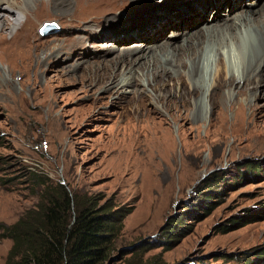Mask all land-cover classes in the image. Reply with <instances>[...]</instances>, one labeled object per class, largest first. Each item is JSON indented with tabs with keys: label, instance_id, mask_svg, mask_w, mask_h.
Returning a JSON list of instances; mask_svg holds the SVG:
<instances>
[{
	"label": "rangeland",
	"instance_id": "1",
	"mask_svg": "<svg viewBox=\"0 0 264 264\" xmlns=\"http://www.w3.org/2000/svg\"><path fill=\"white\" fill-rule=\"evenodd\" d=\"M106 1L111 2L72 0L66 14L55 13L50 5L41 11L43 16L35 15L22 29L38 55L56 39H68L62 43L66 48L75 42L74 35H81L92 51L85 67L75 69L83 52L75 57L63 53L57 64L44 63L41 70L36 61L18 64L19 70L8 77L18 91L21 86L26 90L20 94L10 90L12 85L4 88L0 74V222H16L39 200L40 186L33 175L37 174L65 182L71 190L98 195L101 203L132 207L112 254L120 257L112 264H128L134 257L141 264H264V81L255 93L251 84L237 97V102L240 98L253 105L256 127L249 131L241 120L234 126L237 115L228 105L217 103L210 109L208 94L193 95L183 80H171L166 90L170 95L161 105L176 103L187 115L179 129L169 113H161L141 93L142 75L137 76L134 88L110 91H104L91 75L109 65L106 61L104 67L99 64L104 57L118 55H102L104 49L112 51L115 38H102L99 48L100 23L125 16L138 21L171 1L122 0L115 14L112 11L97 19ZM263 3L258 0L259 6ZM19 19L23 24L27 21L24 13ZM46 21L60 30L42 36L40 28ZM72 25L81 27H68ZM181 31H166L164 42L179 45ZM174 34L177 39H171ZM11 36L10 31L0 32V48ZM143 42L148 44L139 39L134 44ZM3 67L8 70L7 63L0 62ZM206 71L209 86L212 65ZM196 100H203L205 119L192 127ZM219 113L225 115V122L210 125ZM147 118L161 122L159 129L167 131H161V143L149 145V133L144 130ZM138 128L141 136L133 155L124 157L126 138ZM195 136L201 138L199 144ZM186 149L187 153L199 149V157H185ZM167 230H172L170 237ZM12 244L10 238L0 237V264L5 263ZM131 248L132 252L122 253Z\"/></svg>",
	"mask_w": 264,
	"mask_h": 264
},
{
	"label": "bare ground",
	"instance_id": "2",
	"mask_svg": "<svg viewBox=\"0 0 264 264\" xmlns=\"http://www.w3.org/2000/svg\"><path fill=\"white\" fill-rule=\"evenodd\" d=\"M74 1L78 3L81 0ZM110 1L109 3L106 1L105 6L109 4L111 6L107 8L104 6L97 19L112 11L113 13L116 12V9L121 6L119 4L122 0ZM137 1L139 0H132V3ZM160 1L167 2L168 0ZM170 1L171 4L161 7L159 11L146 13L141 18L136 19L138 21L129 20V17L125 16L120 17L122 19L116 17V22L115 19H112L111 22H115L114 26L107 19L100 23V26L103 27L100 31L103 34L96 40L98 47L100 48L99 44L102 38L112 40L115 38L114 43H112L115 45L110 46L112 51L104 49L101 51L102 55L110 56L116 52L118 55L108 60L99 56L102 59L99 64L104 67V61H106L109 65L102 72H99L98 69L91 72V75L94 74L96 77V84L100 85L104 91L121 87L134 88L137 76L142 75V82L144 83H142L143 90L141 93L147 95L151 102H154L156 108L161 110V113H169L180 129L187 115L179 109L176 103H167L166 101L162 105L161 103L169 94L166 90L170 81L183 80L193 95L208 94L210 109L217 103L226 104L236 112L237 117L234 126L241 120L243 126H247L249 131L252 130L256 127V120L253 118L254 116H251L253 105L247 100L246 102L240 101V98L237 102V97L243 92H247L251 84L255 85L251 90L255 93L259 89V84L264 81V3L259 6L258 0ZM71 2L72 0H0V32L2 34V32L10 31L12 34L10 39L5 41L6 45L0 48V62L2 64L7 63L8 66L7 71L4 70V67L0 68L4 88L8 89L12 85L10 90L15 91L16 94L26 91L23 86L18 91L19 89L15 88L16 84L11 83L8 77L14 69H18V64L20 66L30 65L36 61L38 69L41 70L44 69V63L57 64L58 58L63 53L75 57L79 53L82 55L83 52L86 53L82 58L83 62L80 61L75 67L79 70L91 60L89 53L92 51L87 47L86 41L82 39L81 35H74L75 42L71 45L68 44L66 48H64L63 42L68 41V39L54 40L42 52V55H38L37 48L35 54L33 53L34 45L30 37L23 35L22 29L31 23L35 15L43 16L41 11L49 10L50 5L55 13L66 14L65 10L71 9ZM59 5L63 6L57 7ZM226 9H229L227 11L229 15L225 14ZM22 13L26 15L25 24L19 19ZM142 22L145 23L142 24ZM54 25L53 30L49 33H57L60 30L58 25ZM68 27L80 29L81 26L72 25ZM139 27L141 31L137 34ZM175 29L178 31L184 29V32L181 31L178 35L182 39L177 46L164 42L167 40V34L164 33ZM124 34H128V36ZM170 37L177 39L175 34ZM137 39L148 42V44L144 42L134 44ZM132 45L133 47H127ZM108 47L109 45L106 46V48ZM209 64L212 65V75L208 86L206 69ZM87 69L89 70V68ZM129 73L130 75L127 76ZM242 85L243 88L238 90L240 89L239 86ZM254 93L253 98L256 99L257 95ZM258 95L260 97V94ZM202 101L196 100L194 103L195 114L192 118V127L199 125L205 119L201 114L203 110ZM217 119L212 121L210 119V125L215 126L218 122L224 123L226 120L223 113H219ZM144 125V130L147 134L149 133L147 136L149 145L161 143V131L164 130L159 129V127H162V123L158 124L152 118H147ZM164 132L167 133V131ZM138 136H141L139 128L127 136L128 153L124 157L129 158L133 155V148L137 143ZM195 142H198L195 144H199L201 138L195 136ZM122 143L119 142L118 145L126 148V144L123 146ZM184 153L185 157L193 155L196 158L200 154L199 149H191L190 154L187 153L186 149Z\"/></svg>",
	"mask_w": 264,
	"mask_h": 264
},
{
	"label": "trees",
	"instance_id": "3",
	"mask_svg": "<svg viewBox=\"0 0 264 264\" xmlns=\"http://www.w3.org/2000/svg\"><path fill=\"white\" fill-rule=\"evenodd\" d=\"M33 175L39 200L16 222H0V237L13 242L4 264H108L132 207L101 203L98 195ZM128 264L141 263L134 257Z\"/></svg>",
	"mask_w": 264,
	"mask_h": 264
},
{
	"label": "water",
	"instance_id": "4",
	"mask_svg": "<svg viewBox=\"0 0 264 264\" xmlns=\"http://www.w3.org/2000/svg\"><path fill=\"white\" fill-rule=\"evenodd\" d=\"M53 25V26H52ZM55 25H54V23H52V22H49V21H46L44 24H43V26H41V28H40V32H41V34H43V35H48V33L50 32V31H52L53 29V27H54ZM59 30V29H58ZM132 249V248H131ZM120 257V255L118 256H112L111 258H110V260H109V262H108V264H112V262L113 261H115V260H117L118 258Z\"/></svg>",
	"mask_w": 264,
	"mask_h": 264
}]
</instances>
